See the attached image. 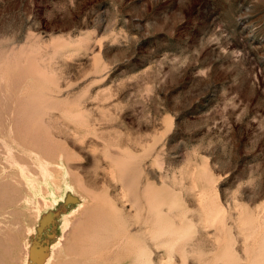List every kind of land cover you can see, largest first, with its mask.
Returning a JSON list of instances; mask_svg holds the SVG:
<instances>
[{
  "label": "rangeland",
  "instance_id": "obj_1",
  "mask_svg": "<svg viewBox=\"0 0 264 264\" xmlns=\"http://www.w3.org/2000/svg\"><path fill=\"white\" fill-rule=\"evenodd\" d=\"M33 263L264 264V0H0V264Z\"/></svg>",
  "mask_w": 264,
  "mask_h": 264
},
{
  "label": "bare ground",
  "instance_id": "obj_2",
  "mask_svg": "<svg viewBox=\"0 0 264 264\" xmlns=\"http://www.w3.org/2000/svg\"><path fill=\"white\" fill-rule=\"evenodd\" d=\"M42 247H36V246H33L31 248V251H30V256L31 258L33 259H36L37 261H40L41 259H43L44 257V252L42 251ZM34 264V263H33Z\"/></svg>",
  "mask_w": 264,
  "mask_h": 264
}]
</instances>
